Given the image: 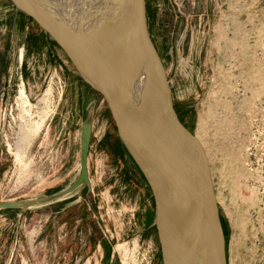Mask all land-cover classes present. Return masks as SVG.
I'll list each match as a JSON object with an SVG mask.
<instances>
[{"label":"rangeland","instance_id":"1","mask_svg":"<svg viewBox=\"0 0 264 264\" xmlns=\"http://www.w3.org/2000/svg\"><path fill=\"white\" fill-rule=\"evenodd\" d=\"M141 1L207 164L225 264H264V0ZM85 127L88 181L73 186ZM154 218L101 94L0 0V264H162Z\"/></svg>","mask_w":264,"mask_h":264},{"label":"water","instance_id":"2","mask_svg":"<svg viewBox=\"0 0 264 264\" xmlns=\"http://www.w3.org/2000/svg\"><path fill=\"white\" fill-rule=\"evenodd\" d=\"M10 1L56 41L79 75L105 100L120 140L151 190L162 264H225L224 239L207 164L198 140L174 109L166 70L149 34L142 1L120 0L108 15L101 30L106 58L99 69L82 54L78 39L50 14L31 0ZM99 31L87 44L91 51L100 50ZM113 68L112 78L129 86L136 84L137 96L119 97L114 92L109 76ZM88 142L85 127L73 186L88 181ZM185 159L198 169L193 179L194 197L180 178L178 161ZM204 254H208L206 262Z\"/></svg>","mask_w":264,"mask_h":264},{"label":"bare ground","instance_id":"3","mask_svg":"<svg viewBox=\"0 0 264 264\" xmlns=\"http://www.w3.org/2000/svg\"><path fill=\"white\" fill-rule=\"evenodd\" d=\"M31 1L39 9L50 14V16H52L54 21H56V23H58L62 27L64 26L65 28H67V26H69V28L71 27L72 29L74 28L75 36L72 35L70 32L69 33L72 36H74V38L76 37L78 39L79 41L78 43L80 44L79 48L82 54H84V56L88 60H90L94 65H96L98 69L100 68V66L101 67L103 66L106 58L105 56L106 50L104 48L103 34L101 30H103L108 15L114 10L115 5H117L116 3L120 0H31ZM99 29H100L99 39L101 42L100 50L91 51L90 49L87 48L89 46V45L87 46V44H89V42L95 35L96 31H98ZM80 35H83L82 40H79ZM109 73H110L109 76L111 83L110 85L112 86L114 92L119 97H123L126 95H131L134 97L137 96L136 84H132L129 86L125 82L119 83L117 80L115 81V79L112 78V75H114V68L109 69ZM22 102L26 103L25 101ZM37 122L40 124L39 121ZM38 123L34 125L33 131L37 129ZM187 161H188L187 159H185V161L184 160L178 161V166L180 167V178L182 179L183 185L186 186L185 188L188 189V191H191L190 194H192V196L194 197L193 188H192L194 185L193 179L196 178L195 176L196 174H198V169L193 163L191 164L189 161L188 163H186ZM29 202L30 200L23 201L21 202V204L25 206ZM209 229L210 228H208V233H209ZM211 233H212V229H211ZM206 245L212 248V246L209 244L208 241ZM207 255L208 254L206 255L204 254L203 256L205 262L207 259ZM217 264H219V261H217Z\"/></svg>","mask_w":264,"mask_h":264},{"label":"crops","instance_id":"4","mask_svg":"<svg viewBox=\"0 0 264 264\" xmlns=\"http://www.w3.org/2000/svg\"><path fill=\"white\" fill-rule=\"evenodd\" d=\"M74 168H76V172L74 173L76 175L79 171V155H78L77 160L75 162Z\"/></svg>","mask_w":264,"mask_h":264},{"label":"trees","instance_id":"5","mask_svg":"<svg viewBox=\"0 0 264 264\" xmlns=\"http://www.w3.org/2000/svg\"><path fill=\"white\" fill-rule=\"evenodd\" d=\"M122 145H123V143H122ZM124 146V145H123ZM124 148H125V146H124ZM125 150H126V148H125Z\"/></svg>","mask_w":264,"mask_h":264}]
</instances>
